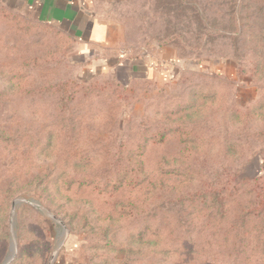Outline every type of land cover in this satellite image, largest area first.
I'll return each instance as SVG.
<instances>
[{"label": "rangeland", "instance_id": "rangeland-1", "mask_svg": "<svg viewBox=\"0 0 264 264\" xmlns=\"http://www.w3.org/2000/svg\"><path fill=\"white\" fill-rule=\"evenodd\" d=\"M81 1L0 5V264H264V0Z\"/></svg>", "mask_w": 264, "mask_h": 264}, {"label": "crops", "instance_id": "crops-1", "mask_svg": "<svg viewBox=\"0 0 264 264\" xmlns=\"http://www.w3.org/2000/svg\"><path fill=\"white\" fill-rule=\"evenodd\" d=\"M0 5L28 8L29 11H34L39 19L66 28L67 31L74 34L75 38L87 43L88 47H103L109 44L108 41L112 40L109 27L99 21L81 0H0ZM123 59L122 62H119L118 67H124L125 65L130 67L129 72L132 75L140 73L146 77L154 78L159 73L161 75L165 73L164 71L160 72V69H171L166 65L154 69L152 62L147 60L133 62L126 58Z\"/></svg>", "mask_w": 264, "mask_h": 264}, {"label": "water", "instance_id": "water-1", "mask_svg": "<svg viewBox=\"0 0 264 264\" xmlns=\"http://www.w3.org/2000/svg\"><path fill=\"white\" fill-rule=\"evenodd\" d=\"M16 205V204H15ZM16 245L15 243L12 244V247H11V254L10 256L7 258V260L4 262V264H10L13 260H14V257L16 256Z\"/></svg>", "mask_w": 264, "mask_h": 264}, {"label": "trees", "instance_id": "trees-1", "mask_svg": "<svg viewBox=\"0 0 264 264\" xmlns=\"http://www.w3.org/2000/svg\"><path fill=\"white\" fill-rule=\"evenodd\" d=\"M263 188H264V186H263ZM260 196L262 197V199H263V201H264V192H262L261 194H260ZM8 258V257H7ZM7 260V259H6ZM5 260V261H6Z\"/></svg>", "mask_w": 264, "mask_h": 264}, {"label": "built area", "instance_id": "built-area-1", "mask_svg": "<svg viewBox=\"0 0 264 264\" xmlns=\"http://www.w3.org/2000/svg\"><path fill=\"white\" fill-rule=\"evenodd\" d=\"M170 65H171V64L168 63L166 66H167V67H168V66L170 67ZM158 67H159V66H154V69H157Z\"/></svg>", "mask_w": 264, "mask_h": 264}]
</instances>
